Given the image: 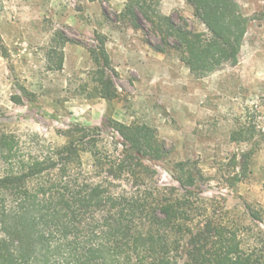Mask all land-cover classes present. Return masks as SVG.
<instances>
[{"label": "rangeland", "instance_id": "obj_1", "mask_svg": "<svg viewBox=\"0 0 264 264\" xmlns=\"http://www.w3.org/2000/svg\"><path fill=\"white\" fill-rule=\"evenodd\" d=\"M239 2L249 18L239 57L197 78L172 38L164 43L150 22L142 19V30L121 17L127 0H0V130L26 154L44 157L66 143L71 125H95L102 129L99 154H122L115 143L122 139L107 120L147 124L167 153L148 163L156 171L152 181L179 188L171 169L187 162L199 173L201 196L219 212L225 208V218L251 227L245 244L264 240L255 225L262 224L244 209L251 204L264 219V137H256L245 177L237 165L250 145L231 139L250 115L264 133V0ZM158 11L189 30H205L186 0H162ZM101 41L115 70L113 100L94 96L90 50Z\"/></svg>", "mask_w": 264, "mask_h": 264}, {"label": "trees", "instance_id": "obj_2", "mask_svg": "<svg viewBox=\"0 0 264 264\" xmlns=\"http://www.w3.org/2000/svg\"><path fill=\"white\" fill-rule=\"evenodd\" d=\"M161 2L127 0L121 17L142 30V19L150 22L164 43L172 38L197 78L236 62L249 26L239 0H186L204 31L161 15ZM90 52L94 96L115 99L105 42ZM23 96L32 94L23 90ZM107 126L122 139L115 141L122 154H99L102 129L95 125H71L66 143L44 157L26 154L14 135L0 130V264H264V240L245 244L251 227L225 218V208L219 212L201 196L199 173L187 162L171 169L179 188L152 181L156 171L148 163L167 153L149 125L108 119ZM258 127L250 115L231 135L250 145L237 165L244 177L256 137H264ZM244 209L262 224L255 225L263 236L264 219L251 204Z\"/></svg>", "mask_w": 264, "mask_h": 264}, {"label": "crops", "instance_id": "obj_3", "mask_svg": "<svg viewBox=\"0 0 264 264\" xmlns=\"http://www.w3.org/2000/svg\"><path fill=\"white\" fill-rule=\"evenodd\" d=\"M165 1V0H164Z\"/></svg>", "mask_w": 264, "mask_h": 264}]
</instances>
